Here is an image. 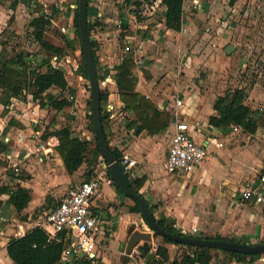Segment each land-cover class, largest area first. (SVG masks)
I'll return each mask as SVG.
<instances>
[{
  "label": "crops",
  "instance_id": "1",
  "mask_svg": "<svg viewBox=\"0 0 264 264\" xmlns=\"http://www.w3.org/2000/svg\"><path fill=\"white\" fill-rule=\"evenodd\" d=\"M245 1L248 0H184L183 29L179 32L166 27V6L162 4V1L158 12L148 17L147 20L129 22L125 18L124 25L127 28L123 31L117 26L119 16L111 14L113 11L110 12V7L107 8L103 4L104 8L100 17L96 5L90 4L92 9L89 20L98 22L92 31V40L97 43L95 52L100 82H103L106 77L111 76L112 78L107 88L100 87L101 91L107 94L106 100L101 103L105 115L104 132L112 149L122 154L126 153L137 161L138 164L129 174V179H146L139 193L150 208L152 206L155 208V216L172 219L179 232L186 233L184 235L187 237L198 238L195 236L200 235V237L215 238L220 236L235 239L244 244L259 245L264 244V204H258L255 200L243 199L241 188L246 182H255L257 185L264 186V175H262L264 171V84L235 85L234 89L229 90L230 92L237 88L247 87L246 105L251 107L254 111V119L259 122L255 134L246 133L240 128L239 132L234 133V126L224 131L212 126L209 122L210 117L217 114L214 110L217 99L224 97L228 90L217 94H214L216 88L206 93L200 88L189 91L190 82L186 78L183 80L176 78V73H186L191 68H196V65L205 62L204 56L201 59L195 58L194 51L201 49L198 45L200 40L203 48L213 39L216 40V45L223 47L221 43L225 40L237 37L238 27L235 18L240 14L239 9ZM20 4H25L24 0ZM65 7L58 8L60 14L56 15V24L60 28L67 29V33L63 34L65 39L77 46L79 37L73 27L75 4L72 3ZM125 46H130L129 53L124 51ZM227 47L216 56L218 62L222 61L224 54L227 56L225 52ZM187 49L193 50V59H189L185 65L180 63L174 66L176 53L187 51ZM205 50L204 53H209V48ZM76 54L77 57H81L80 50ZM44 56L51 57L49 53ZM130 56L135 63L133 74L138 80L136 92L149 99L160 112L171 114L173 117L171 124L161 129L156 135H149L147 131L137 134L140 125L137 115L127 110L120 98L116 67ZM79 58L76 61H73L70 56L64 59L69 62L66 65L68 70H64L69 89L64 92L63 97L57 89L50 91L72 102V106L57 111L50 107L41 108L38 101L34 100L31 95H28L25 100L13 99L7 115L3 117L0 113V119L4 124L3 133L8 130L7 134L4 133L5 135L16 137L21 134L27 138L34 131L43 130L41 125L34 123V120L48 119L54 129L47 128V132H54L62 126H68L73 137L85 140L91 145L94 136L89 126V115L92 109L90 111L88 106L92 98H90L89 81L79 73L82 65V59ZM140 61L141 65L138 64ZM220 66L213 63V67L221 71ZM232 98L228 96V102ZM177 101H182L181 107H176ZM112 107L113 110L110 111ZM1 111L3 112L2 106ZM11 119L22 127L12 126L8 129ZM176 119L194 126L193 138L198 144L204 145L210 153L209 158L189 175H170L164 168L172 137V130L169 129ZM196 122H199L198 126L195 125ZM220 144H223V147H220ZM16 145L20 147L18 150L24 148L21 144ZM26 146L33 149L30 142H27ZM8 147L10 150L8 153L17 150L12 146ZM8 153L1 154L0 158L3 163L6 162L4 155ZM103 164L101 160L95 163V165ZM20 167L26 170L27 176H34L36 172L42 186L41 191L46 193L45 200L51 195L52 197L57 196V191H51V186L48 184L57 185L59 173L65 176L64 182L69 186L77 180V177H81L78 175H83L88 171L87 164H84L76 173L69 175L57 148L51 158L38 161L32 157L24 161ZM103 167L107 170V165ZM86 175L84 180H87ZM0 179L8 182L7 184L0 183V186L7 187L9 190L21 185L33 191L32 201L21 214L27 219L20 221L15 208L8 203L10 196L4 194L0 198L4 203L0 210V264H13L7 253L8 243L12 238L22 237L28 231L40 227V220L37 224L32 223L34 212L29 210L35 194L31 185L33 180L11 177H0ZM78 180L76 184L68 187L67 191L83 181ZM123 197L114 185L105 184L94 201V213L106 221L103 249H115L125 244L138 230L134 226L139 227L141 222H145L140 214L124 212V209L119 208V203H125L127 200L131 202L128 205H134L132 200ZM193 229H197L198 233L193 234ZM139 246L142 248L141 252H146L145 256L151 252V255L157 256L158 246L154 241L141 242ZM154 246L156 251H153ZM165 248L168 249L170 259L164 264H170L172 261L170 249L169 246ZM100 253L98 251L93 264H108L109 260L102 259ZM124 255H127L126 251ZM261 258L264 261V255ZM80 261L68 264H78L77 262ZM159 261L162 262V259L159 258ZM234 261V264H239L235 259ZM128 264L132 263L128 260Z\"/></svg>",
  "mask_w": 264,
  "mask_h": 264
},
{
  "label": "trees",
  "instance_id": "2",
  "mask_svg": "<svg viewBox=\"0 0 264 264\" xmlns=\"http://www.w3.org/2000/svg\"><path fill=\"white\" fill-rule=\"evenodd\" d=\"M22 0H13L12 9H16ZM39 0H24V3L30 8L33 7V3L36 4V8L33 13V19L30 22V29L32 30L31 35L40 47L50 54L51 57L44 56L38 60L35 66L32 62L33 57L30 54L19 53L18 55L7 58L4 55V50H0V105L3 107V116H6L9 112V107L13 99L25 100L28 95H31L34 100L39 101L41 108L50 107L57 111H61L66 107L72 106V102L68 101L63 97L65 91L69 89V83L67 75L64 70L56 68L54 62L66 58L68 51L66 46H56L49 42L46 38V32L52 26V20L60 11L58 9H52V16H48L42 5L37 4ZM79 1V0H78ZM128 4H131L132 0H126ZM37 2V3H36ZM88 6V31L91 39V46L93 49L94 61L96 67L98 66V60L95 52L97 43L92 40V31L98 25L97 20L92 22L89 20L90 17V0ZM78 4V2H77ZM140 6V3H136ZM162 4L166 6L165 23L168 29L175 31H181L183 28V6L184 0H162ZM35 13V14H34ZM32 15V14H31ZM73 27L76 35L80 39L79 35V21H78V9L74 10ZM127 28L124 25V30ZM127 33V32H126ZM67 42V47L73 48V42ZM81 45L82 54V65L79 68V73L85 79L89 80L87 64L84 57V52ZM57 58V61H53V58ZM48 68L44 71V68ZM135 63L132 56L126 58L118 67H116L117 84L120 91V98L125 103L127 110L133 111L138 118L140 123L137 134L147 131L149 135H156L161 129L167 128L173 117L171 114L160 112L155 105L147 99L145 96L136 92V85L138 80L133 74ZM255 83L251 84L254 85ZM52 89L60 91L61 97L50 93ZM228 96H232V100L228 102ZM107 98V94L101 91V101L104 102ZM248 98L247 87L237 88L233 91H228L224 97H219L214 105L216 115L210 117L209 122L212 126L226 131L231 126H237L246 133L255 134L259 122L254 119V111L246 105ZM89 107L92 109V100L89 101ZM90 128L94 134L93 129V117L92 112L89 115ZM105 115L102 109V124L104 123ZM133 124V122H132ZM17 126L22 127L15 120L11 119L9 127ZM8 130L4 132L7 134ZM4 134V135H5ZM106 142L114 158L121 165L120 157L123 155L122 152L112 149L109 146V140L104 132ZM48 136H54L59 140L57 152L61 156L64 163L66 172L69 175L76 173L82 165L87 164V180L95 174V163L102 160L107 165V175L111 178L110 167L107 161L102 156L100 147L97 139H95V148L90 150V143L81 140L77 137H73L72 132L68 126H62L54 132H46L45 138ZM9 147L0 140V156L3 153H8ZM3 162L0 158V168ZM127 174V173H126ZM264 175V171L262 173ZM131 189L140 195L139 190L143 187L146 179L140 178L135 180L129 179ZM117 192L121 195L123 193L117 188ZM8 194V203L12 205L17 214L21 216L22 212L28 207L32 201L31 190L21 185H17L13 190H9L7 187L0 186V198L2 195ZM124 196V195H123ZM125 197V196H124ZM134 202V201H133ZM3 201L0 199V210L3 208ZM155 208L152 206L151 211L154 216L156 223L166 232L186 236L179 232L175 226V222L172 219L166 217H156ZM131 213L142 215L140 207L134 202V205L129 208ZM23 219H27L23 217ZM147 224V222L145 221ZM148 225V224H147ZM149 227V226H148ZM200 239H211L220 241H230L234 243H241L235 239H226L220 236L215 238L198 237ZM163 241L176 246H182L192 250V253L185 254L179 264H212L213 255L212 250L205 247H194L190 245H181L171 242L168 239L163 238ZM65 244L55 240H49L47 233L41 228L36 227L33 230L28 231L24 236L12 238L7 245V253L13 264H68L61 263V256ZM228 254L232 259H235L239 263L245 262L250 259L253 263L261 258V254L258 255H243L228 251H222ZM143 256L146 255L145 251H142ZM157 256L162 259L160 264H164L169 260V252L165 247H158ZM96 260L94 258L85 257L78 264H93Z\"/></svg>",
  "mask_w": 264,
  "mask_h": 264
},
{
  "label": "rangeland",
  "instance_id": "3",
  "mask_svg": "<svg viewBox=\"0 0 264 264\" xmlns=\"http://www.w3.org/2000/svg\"><path fill=\"white\" fill-rule=\"evenodd\" d=\"M39 0L37 4L41 5L45 3L48 8L58 9L59 7H67L72 3L75 4V9L78 7V0ZM124 1V0H103V5L107 8L110 7L111 14H117L118 16V8L114 7L115 2ZM13 0H0V50H4V55L7 58H12L19 53L30 54L33 59L40 60L38 57H43L46 55L45 52L40 45L35 42L34 38L31 35L32 30L29 25L31 20L33 19V13L36 4L33 3V7H23L22 4H19L17 8L12 9ZM89 4V2H88ZM26 5V4H25ZM104 6H101L103 10ZM65 7V8H66ZM122 7V6H121ZM59 10V9H58ZM66 10V9H65ZM240 14L238 15L236 20V24L238 27V34L236 38L227 39L225 42L221 43L223 47L216 45V40L210 41L205 48H209V53H204L205 48L201 47V40L198 42L200 45L199 50H195V58L201 59L203 56L205 57V62L202 64L196 65V68H191V70L186 73H176L177 80L187 79L189 83V91L192 89H199L206 93L209 90L215 89V93L223 92L225 90H232L234 86H243L247 84L250 86L253 83L264 84V0H248L245 1L240 9ZM32 14V15H31ZM35 14V13H34ZM148 17H141L137 20H147ZM59 21V19H58ZM61 26V25H60ZM46 38L49 42L56 46H66L68 55L71 57L73 61L78 60L76 52L80 50L81 54V45L80 40L77 41V46L73 44V48L67 47V42L64 35L60 31V27L53 28L52 30H48L46 33ZM196 43V42H195ZM206 43V42H204ZM216 45V46H215ZM234 46L235 50L231 55H223L222 61L218 62L216 56L219 55V52H223L226 46ZM123 47V46H122ZM192 49H187V51L177 52L174 57V66L181 64H187L189 59H193ZM79 58V59H80ZM213 63L221 65V71L217 68L213 67ZM74 64V62H73ZM194 64V63H191ZM48 68H44V71H47ZM178 69V68H177ZM217 69V71H216ZM89 81V80H88ZM241 82V83H239ZM239 84V85H238ZM219 86V87H218ZM90 98L91 92H90ZM92 100V99H91ZM89 107V106H88ZM90 111L91 108L89 107ZM0 113L3 116V112ZM4 117V116H3ZM90 124V123H89ZM90 126V125H89ZM94 136V134H93ZM12 148L19 149L20 147L13 143ZM95 148V139L92 138L90 150ZM102 164L104 163L101 160ZM106 166V164H103ZM103 165H95V176L96 175H107V170L103 167ZM20 168L19 175H15L12 166L7 162L3 163L1 167V178H22L23 180L28 179L31 182L32 187L34 188V201L29 206V210L34 212L32 214V223L37 224V222L43 221L45 214L52 208V206L56 205L61 199L63 194L67 191L68 187L76 184V181H81L85 179V175L87 174L86 169L83 171L86 172L83 175H78L81 177H77L76 181H73L71 185H67L65 181V176L62 174H58L57 185L48 184L51 191H57V196L52 197L49 196L46 200L44 199L45 192L41 191L42 186L38 181V175L34 174V176H27L26 170ZM86 168V167H85ZM58 171V170H57ZM82 174V173H81ZM0 183L7 184V181L4 179H0ZM45 187V186H43ZM55 191V192H56ZM33 191L31 190V193ZM59 192V194H58ZM54 194V195H56ZM124 198V197H123ZM131 202L127 200L125 203H119V208L124 209V212H129V208ZM19 221L23 219L22 216H18ZM138 228L141 232H151V229L146 225L145 222H141L139 227L137 225L134 226ZM19 229H17L18 231ZM195 237H200V235H196ZM155 244L158 247H166L169 246L170 255L172 261L170 264H179L185 254L192 253V250L182 246H176L172 244H168L163 241L161 237H155ZM128 241L121 245L117 246L115 249H103L102 246L99 248V255L103 258H107L109 261L108 264H128V259L126 257L125 251L127 247ZM145 244V243H142ZM146 246V245H145ZM152 248V247H149ZM212 255L214 257L212 264H234L235 261L228 254L219 251L212 250ZM264 255V254H263ZM170 259V256H169ZM262 259V258H261ZM259 259L257 262H252L250 259H247L242 264H264V261ZM104 264V263H103Z\"/></svg>",
  "mask_w": 264,
  "mask_h": 264
},
{
  "label": "built area",
  "instance_id": "4",
  "mask_svg": "<svg viewBox=\"0 0 264 264\" xmlns=\"http://www.w3.org/2000/svg\"><path fill=\"white\" fill-rule=\"evenodd\" d=\"M162 0H132L128 4L126 0L115 2L114 7L118 10L117 26L120 30H124V19L129 22L137 20L139 16L150 17L158 12ZM95 4L99 17L101 15V6L103 0H90V4ZM136 3H140L137 6ZM48 16H52V9L48 8L45 3L41 4ZM27 5L23 4V7ZM122 6V7H121ZM74 8V7H72ZM58 27L56 24V16L52 20V26L48 30ZM62 34L67 33L66 28H60ZM185 31V30H183ZM47 33V32H46ZM124 51L129 53L130 46H125ZM62 58L57 61L53 58L54 66L56 68L65 70L67 68V61ZM125 60V59H124ZM35 66L38 60L34 59L32 62ZM139 65L142 62H138ZM78 70V67L75 68ZM74 71V72H76ZM66 73V72H65ZM112 81L111 76L106 77L103 82H100V87L107 88ZM39 103V101H38ZM182 101L176 102V107H181ZM113 110V107L110 111ZM177 115V114H176ZM35 124L42 126L43 130L34 131L29 137L25 135H4V124L0 119V140L6 145L11 146L13 143L23 145L22 150H12L7 155H4L5 161L12 166L15 175H19L21 164L34 157L38 161L51 158L58 147V140L54 136H46L47 128H52V123L48 119L34 120ZM196 126L199 122L195 123ZM194 126L186 121L176 119L171 128L172 137L168 148L165 170L170 175H189L195 172L206 159L209 158L210 153L207 148L198 144L192 135ZM57 129V128H55ZM50 131V130H49ZM240 129L237 126L233 127V132L237 133ZM27 142L32 143L33 149L28 148ZM223 147V144H220ZM121 166L127 174L137 166V161L132 159L128 154L124 153L120 157ZM264 181V179H263ZM111 186L113 181L107 175H98L89 180H83L80 184L70 188L63 198L45 214L43 221L39 222L49 236L50 240H55L65 244L61 256L62 263H71L73 261H80L85 257L95 256L96 258L99 248L104 244L106 235V221L94 213V201L99 196V192L104 185ZM242 196L245 200H255L258 204H264V186L257 185L255 182H246L243 184ZM193 234H197L198 230L193 229ZM186 234V233H183ZM141 247L138 246L133 249L130 254H127V259L132 264H159V257H154L148 254L143 256ZM153 251H156L154 246ZM242 264V263H239Z\"/></svg>",
  "mask_w": 264,
  "mask_h": 264
},
{
  "label": "water",
  "instance_id": "5",
  "mask_svg": "<svg viewBox=\"0 0 264 264\" xmlns=\"http://www.w3.org/2000/svg\"><path fill=\"white\" fill-rule=\"evenodd\" d=\"M88 1L89 0H79L77 9L79 35L82 43L85 61L87 64L90 92L92 97L94 136L97 139L102 156L107 161L110 167V175L114 179L118 189L123 193L125 197L134 201L140 207L142 215L144 216L145 221L151 229V232L148 233L137 230L130 236L126 249L127 254H130L134 248L139 246L141 242L150 243L155 237H161L181 245L205 247L208 249L228 251L243 255H263L264 244L249 245L244 243H234L230 241L193 238L168 233L156 223L147 201L141 195L135 193L131 189L127 174L124 171L123 167L112 155L104 135V128L102 124L100 74L97 71V67L94 61L93 49L91 46V39L88 31ZM234 50V46L230 45L227 47L225 52L227 55H231ZM94 257L95 256H92V258Z\"/></svg>",
  "mask_w": 264,
  "mask_h": 264
}]
</instances>
